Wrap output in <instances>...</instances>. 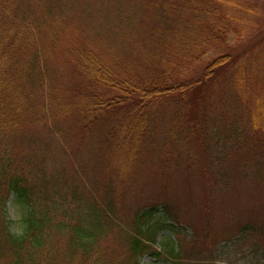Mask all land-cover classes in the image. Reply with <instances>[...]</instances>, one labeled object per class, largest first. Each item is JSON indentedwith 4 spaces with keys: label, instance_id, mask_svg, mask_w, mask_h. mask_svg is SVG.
<instances>
[{
    "label": "trees",
    "instance_id": "1",
    "mask_svg": "<svg viewBox=\"0 0 264 264\" xmlns=\"http://www.w3.org/2000/svg\"><path fill=\"white\" fill-rule=\"evenodd\" d=\"M123 1L105 3L114 6L110 12L123 25L125 43H136L140 51L131 57L115 51L116 64L124 67L112 72L100 53L92 49L90 53L85 46L79 49L81 43L73 45L70 53L66 51L71 38L61 40L69 31L65 17L69 7L57 10V0H0V264H139L149 242L159 244V230L173 225L166 221L172 218L167 209L169 218L165 214L164 221L156 218L152 222L153 208L122 216L115 212V198L109 193L101 196L102 204L91 202L73 221L66 222L65 217L72 216L62 204L88 201L94 195L88 198V190L77 179L66 181L70 182L67 193L55 188V174L36 169L27 156H21L26 133H37L50 121V129L58 131L66 143L71 139L89 144L103 132L101 152L111 158L106 163L107 175L116 174L118 183L127 184L124 178L132 163L152 154L154 142L149 135L154 127V103L170 110H177L176 104L180 108L188 105L192 113L201 115L206 108L194 109L189 105L192 98L207 95L225 74L229 80L235 78L236 87L249 82L250 72L241 66L233 68L235 57L228 41L230 34L238 36V17L251 5L243 0H141L142 4H136L139 16L131 12L120 16ZM83 2L76 0L78 6ZM55 9L59 11L56 19ZM35 13L43 20L46 17L56 31L51 51L65 44L66 55L77 58L73 74H62L59 81L55 68L49 67L51 60L44 59L47 66L41 68L45 73L35 67L38 55L49 50L42 36L37 37ZM260 26V44H264V23ZM107 37L102 38L105 49L111 45ZM211 48L217 54L206 58ZM47 70L54 74L50 79ZM39 89L47 92V100V95L39 94L43 100L37 97ZM214 95L220 100L218 92ZM258 99L252 98L249 109L254 130L263 125ZM10 197L21 209V229L11 226ZM49 209L56 210L49 213ZM63 230L64 240L58 241L56 235L53 239V231L60 234ZM176 253L173 247L171 254Z\"/></svg>",
    "mask_w": 264,
    "mask_h": 264
},
{
    "label": "rangeland",
    "instance_id": "2",
    "mask_svg": "<svg viewBox=\"0 0 264 264\" xmlns=\"http://www.w3.org/2000/svg\"><path fill=\"white\" fill-rule=\"evenodd\" d=\"M243 1L251 6L238 17V36L230 34L228 43L235 57L233 68L241 66L250 72L249 82L244 87H236L235 78L229 80L225 74L219 84L204 93L209 92L207 95L199 100L192 98L189 105L194 109L206 108L201 115L192 113L188 105L180 108L176 104L177 110H170L160 102L154 103V127L149 135L154 142L152 154L132 163L124 178L127 184L118 183L116 174L107 175L106 163L111 158L103 157L101 152L105 140L103 132L95 135L89 144L66 139L68 144L58 131L50 129L49 121V126L40 128L37 133L24 135L21 156H27L36 169L55 174L56 179L52 177L55 188L67 193L70 182L66 181L77 179V184L88 190L89 193H85L88 198L94 195L88 201L62 204L72 216H66V222L73 221L81 213L79 210L86 209L91 202L102 204L101 196L109 193L115 198V212L122 216L128 217L143 207V211L155 209L152 222L156 218V221H164L165 214L169 218L166 209L172 215L171 220L166 221L173 225L159 230L160 245L149 242L139 264H264V44H260L259 39L260 25L264 23V0ZM137 3L142 4L141 0H124L120 16L126 12L139 16ZM56 4L57 10L64 6L74 13L73 17L66 11L69 31L61 40L66 42L71 38L66 48L68 53L73 45L81 43L79 49L85 46L90 53L91 49L100 53L112 72H120L124 64H116L114 52H126L131 57L140 51L136 43L134 46L125 43L123 25L110 12L114 6L106 7L105 0H85L79 6L76 0H57ZM33 17L37 22V37L40 34L49 47L48 54L38 55L35 67H46L44 59L47 58L51 60L49 67L55 68L58 81L62 74H73V68L78 67L77 58L66 55L65 44L51 51L56 40L55 29L46 17L43 20L36 13ZM106 35L111 45L105 49L102 38ZM216 52L214 48L209 49L206 58L214 57ZM67 60L74 61L69 65ZM40 71L45 73L42 68ZM46 75L50 79L54 74L47 70ZM254 79L258 83L252 82ZM215 92L219 93L220 100ZM36 94L43 100L47 92L39 89ZM252 98L255 102L259 98L257 108L262 112L263 124L259 130H254L250 121ZM32 134L34 136L29 138ZM9 199L7 211L11 226L21 229L23 224L18 219L21 209L11 197ZM52 233L53 239L56 235L58 241L64 240L65 230L60 234ZM117 247L121 248L119 242ZM173 247L178 251L176 256L171 255Z\"/></svg>",
    "mask_w": 264,
    "mask_h": 264
}]
</instances>
